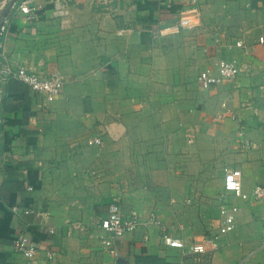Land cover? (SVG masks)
<instances>
[{"label": "crops", "instance_id": "obj_1", "mask_svg": "<svg viewBox=\"0 0 264 264\" xmlns=\"http://www.w3.org/2000/svg\"><path fill=\"white\" fill-rule=\"evenodd\" d=\"M11 1L0 0V65L59 71L65 85L47 102L19 80L0 83V151L12 163H0V264L137 263L144 253L168 264H264V203L252 194L264 183V0H201V27L160 39L153 29L184 2L73 0L62 27L51 0H38L32 22ZM221 59L246 69L203 88L200 71L220 77ZM224 104L238 120L218 118ZM96 136L102 145L87 144ZM235 169L243 195L227 200L239 209L237 227L217 253H182L142 227L115 242L114 256L94 225L119 199L125 213L157 212L173 238L199 240ZM178 220L190 222L180 229ZM71 221L91 229L69 231ZM20 232L40 246L36 259L13 250Z\"/></svg>", "mask_w": 264, "mask_h": 264}, {"label": "built area", "instance_id": "obj_2", "mask_svg": "<svg viewBox=\"0 0 264 264\" xmlns=\"http://www.w3.org/2000/svg\"><path fill=\"white\" fill-rule=\"evenodd\" d=\"M186 4V7L179 11V15L172 22L159 21L157 26L153 29V37L160 39L165 35L175 33L184 28L201 27L202 26V11L199 7L201 0H179ZM53 6V15L60 19L62 27L70 20L72 16L73 0H51ZM44 3L38 0H19L18 11L25 15L28 21L32 22L38 18V12L43 8ZM8 20H6V23ZM3 26V31L5 27ZM220 43V39H215ZM220 77L211 75L208 70H202L199 73V84L205 89H211L219 83L220 78L236 79L246 68L235 64L226 59H221L217 63ZM11 79L19 80L27 84L32 91L37 93L47 102H52L57 99L63 92L65 79L59 71H51L48 73H38L29 70L25 66L14 67L10 64L0 65V83L8 82ZM229 117L233 120H238L237 112L227 104H224L223 110L218 115L219 119ZM246 126L240 122L239 134L245 136ZM89 145H102L103 140L100 136L91 137L87 139ZM7 162L8 159L0 152V163ZM33 189V187H29ZM226 192L222 193L220 202L218 203L219 214L216 220L211 222L210 232L205 233L199 240H192L186 242L184 239L173 238L159 218L157 212L151 213L148 217H143L136 212L125 213L119 199H115L109 206L108 213L105 217H100L94 225L106 233L104 243L107 250L114 256H118V249L115 242L127 234L134 233L142 227L149 225H156L161 230L163 240L170 247L181 250L183 253H196L200 255H211L217 253L222 247L224 238L237 227V212L238 207L228 203L227 192H232L236 196L243 195V175L240 169H235L226 178L225 184ZM253 196L258 201L264 203V183L258 184L254 187ZM190 202V200H187ZM13 211H22L29 214L30 209H24L14 205ZM69 231L80 230L89 231L91 226L83 221L69 222ZM54 233V229H50ZM148 238L147 236H145ZM264 244V232L262 236ZM12 248L17 253H21L27 259H36L40 246L28 232H20L12 240ZM49 259L54 258L52 251L46 252ZM121 264H139L123 262Z\"/></svg>", "mask_w": 264, "mask_h": 264}, {"label": "rangeland", "instance_id": "obj_3", "mask_svg": "<svg viewBox=\"0 0 264 264\" xmlns=\"http://www.w3.org/2000/svg\"><path fill=\"white\" fill-rule=\"evenodd\" d=\"M187 200H188V199L186 198V199L183 200V203H181V204L184 205L183 208H184V211H185V212H188V209H187L188 207H187V205H189V204H188L189 202H188ZM145 217H146V216H145ZM172 222H173V221H171V223H172ZM189 222H190L189 220H178V221H174V223H172V224H173V225H177L176 228H177V227L180 228V227L182 226V224H183V226L186 227V225H188ZM184 223H185V224H184ZM183 226H182V227H183ZM146 227H148L149 229L152 228L151 230H153V231H150V234L153 233V232L155 231V229L157 228L158 231H159V232H158V235H159L160 238H161L160 228H159L158 226H156V225H149V226H146ZM143 228H144V227H143ZM157 229H156V230H157ZM180 229H181V228H180ZM142 230H143V229H142ZM138 234H142L141 230H139L138 232H136V233L134 234V236H135L136 238H138V237H139ZM136 235H137V236H136ZM147 235H148V234H146V236H147ZM148 237H149V236H148ZM148 239H149V238H146V237H145L144 240L146 241V240H148ZM192 239H193V238H192ZM149 240H150V241H149ZM149 240H148L147 242H151V235H150V239H149ZM161 240H162V238H161ZM193 240H194V239H193ZM161 242H162V241H161ZM160 244H161V243H160ZM180 251H181V250H180ZM178 252H179V251H178ZM182 253H183V252H182ZM141 255H147V254L144 253V254H141ZM151 255H152V256H150V257H153V258L151 259L150 262L158 263V262H157V261H158V260H157V259H158V258H157L158 256L155 255V254H151ZM139 256H140V255H139ZM148 256H149V255H148ZM170 261H171V260H170Z\"/></svg>", "mask_w": 264, "mask_h": 264}, {"label": "trees", "instance_id": "obj_4", "mask_svg": "<svg viewBox=\"0 0 264 264\" xmlns=\"http://www.w3.org/2000/svg\"><path fill=\"white\" fill-rule=\"evenodd\" d=\"M11 80H15V79H11ZM7 162H8L7 164H10L11 163L10 160H8ZM150 256H152V255H149V256L148 255H140V256H138L137 257V263H139V264H168L165 259L159 258V257H157L158 258L157 259L158 260L157 261L158 263L150 262L151 259L153 258V257H150Z\"/></svg>", "mask_w": 264, "mask_h": 264}, {"label": "water", "instance_id": "obj_5", "mask_svg": "<svg viewBox=\"0 0 264 264\" xmlns=\"http://www.w3.org/2000/svg\"><path fill=\"white\" fill-rule=\"evenodd\" d=\"M19 0H12L11 1V6L14 5L16 2H18ZM7 16H8V11H6L5 13H3V17L0 19V57H1V42H2V35H3V26L5 25V22L7 20ZM124 261L122 260V263Z\"/></svg>", "mask_w": 264, "mask_h": 264}]
</instances>
